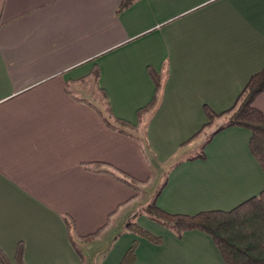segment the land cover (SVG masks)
<instances>
[{
    "label": "crops",
    "instance_id": "obj_1",
    "mask_svg": "<svg viewBox=\"0 0 264 264\" xmlns=\"http://www.w3.org/2000/svg\"><path fill=\"white\" fill-rule=\"evenodd\" d=\"M122 2L0 0V264H227L206 232L127 223L264 191L251 132L203 130L264 67V0Z\"/></svg>",
    "mask_w": 264,
    "mask_h": 264
},
{
    "label": "trees",
    "instance_id": "obj_2",
    "mask_svg": "<svg viewBox=\"0 0 264 264\" xmlns=\"http://www.w3.org/2000/svg\"><path fill=\"white\" fill-rule=\"evenodd\" d=\"M132 3L133 0H123L120 10L128 8ZM156 85L157 90L160 89L161 81L157 80ZM263 91L264 67L251 77L233 108L222 113H215L206 108L209 123L203 130L211 129V137L233 126L248 129L251 132L250 150L264 170V114L255 107V101ZM156 100L155 98L146 110L153 108ZM106 172L137 192L140 191L139 181L119 177L111 171ZM141 214L178 233L188 230L206 232L213 238L227 264H264V191L258 197H253L230 211L214 210L196 215L170 214L160 209L156 201H153L135 212L127 227L138 236L158 243L160 239L134 222ZM64 220L67 226L73 229V222L67 217H64ZM135 246L136 244L129 249L121 264H132ZM1 260L6 264L2 257Z\"/></svg>",
    "mask_w": 264,
    "mask_h": 264
},
{
    "label": "rangeland",
    "instance_id": "obj_3",
    "mask_svg": "<svg viewBox=\"0 0 264 264\" xmlns=\"http://www.w3.org/2000/svg\"><path fill=\"white\" fill-rule=\"evenodd\" d=\"M94 87H95V86H94ZM94 87H93V88H94ZM150 190H151L150 187L144 189V192H143V194H142V198H141V206H142L143 204H145L144 202H151V199L149 198ZM98 245H99V244H98ZM96 249L98 250V251H97V254L100 256V253H101V252H100V250H101V245H99L98 247H96ZM99 256H97L96 259H95V261H96L97 263H99V262L101 261V259H102V257L99 259Z\"/></svg>",
    "mask_w": 264,
    "mask_h": 264
}]
</instances>
